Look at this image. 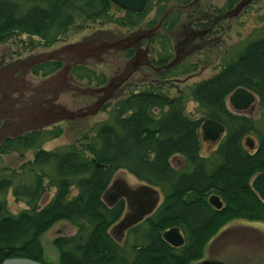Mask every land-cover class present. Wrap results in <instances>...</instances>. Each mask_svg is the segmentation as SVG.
<instances>
[{"label": "trees", "instance_id": "16d2710c", "mask_svg": "<svg viewBox=\"0 0 264 264\" xmlns=\"http://www.w3.org/2000/svg\"><path fill=\"white\" fill-rule=\"evenodd\" d=\"M193 1L148 0L145 10L137 13L111 0H0V46L26 36L31 47L35 39L50 47L77 24L143 27L160 30L146 44L153 55L151 65L163 70L153 82L117 98L108 118L94 123L72 144L43 147L65 133L62 124L3 142L0 154L17 152L24 158L33 151V156L17 170H0V264L11 258L46 262L40 237L61 220L76 232L55 239L59 264H191L202 258L208 242L231 220L264 222V201L252 187L253 177L264 172V34L247 41L209 79L170 94L167 82L198 70L197 64L172 66V33L182 23V9ZM235 3L228 0L226 10ZM136 54V49H129L125 55L129 59ZM60 67L58 61L48 62L35 73L52 74ZM72 72L89 85L107 83L106 75L89 65L75 64ZM238 88L258 96V120L234 115L226 107L225 98ZM190 101L197 103V116L187 113ZM207 119L222 123L226 133L217 149L204 156L201 126ZM249 135L258 141L253 151L245 145ZM178 155L186 164L176 169L170 159ZM120 170L163 195L153 213L129 228V238L135 241L122 245L112 228L125 213V200L110 201L106 193ZM11 190L15 200L27 206L18 213L8 209ZM212 195L223 202L221 209L210 204ZM174 226L185 237L180 247L163 237Z\"/></svg>", "mask_w": 264, "mask_h": 264}, {"label": "rangeland", "instance_id": "374dc122", "mask_svg": "<svg viewBox=\"0 0 264 264\" xmlns=\"http://www.w3.org/2000/svg\"><path fill=\"white\" fill-rule=\"evenodd\" d=\"M227 1L194 0L190 6L182 9V23L172 33V66L180 69L187 64H197L198 70L191 74H179V77L167 82L170 94H176L178 88L209 79L225 62L235 58L247 41L264 34V0H235L230 10H226ZM172 7L175 8L174 4ZM153 15L152 12L149 17ZM78 25L50 47L41 46L37 39L34 41L35 47H31L28 43L30 39L26 36L0 46V147L9 137L55 124H62L65 133L46 142L43 147L51 150L72 144L79 134L88 131L94 123L108 118L110 107L117 98L130 89L153 82L156 74L163 71L151 65L153 55L146 44L160 30L143 27L129 30L100 23ZM129 49H136L137 54L128 59L125 54ZM53 61L60 62L61 67L52 74L32 71L39 64ZM75 64L89 65L97 73L105 74L106 85L100 87L77 80L72 72ZM233 92L225 98L228 110L234 115L258 120V96L250 91L255 102L244 113H239L230 102ZM196 112L197 103L190 101L187 113L197 116ZM248 137L253 139L256 147L257 138L254 135ZM221 141H202V155H210ZM246 147L251 151L255 149ZM32 156L33 151L27 152L24 158L17 152L0 154V170L5 173H9L10 169L17 170ZM170 160L176 169L186 164L181 155ZM113 183L125 192L127 199L125 213L118 227L112 228V235L121 245L127 240L132 244L135 240L129 238L128 230L137 225L133 221L137 213L131 208L136 195L143 200L139 199V208L150 196L156 200L143 220L161 204L163 195L125 170L114 175ZM113 190L108 191L109 198L116 196ZM51 195H45V202ZM7 202L11 213H18L27 207L25 203L15 200L12 190L7 195ZM75 232L76 229L66 220L45 231L40 237L45 261L58 264L60 252L54 244L55 239ZM191 264H264V222L243 218L231 220L208 242L202 258Z\"/></svg>", "mask_w": 264, "mask_h": 264}, {"label": "water", "instance_id": "95a60500", "mask_svg": "<svg viewBox=\"0 0 264 264\" xmlns=\"http://www.w3.org/2000/svg\"><path fill=\"white\" fill-rule=\"evenodd\" d=\"M116 5L127 11H133L141 13L145 10L148 0H111ZM231 104L239 111H245L255 102V97L252 93L246 89L240 88L233 92L230 97ZM202 138L204 141L215 142L220 139L222 134L225 132V126L215 120L207 119L202 125ZM246 144L254 148V142L251 138H248ZM252 187L259 194L260 198L264 201V172L258 174L252 181ZM211 205L216 209H220L223 205L221 199L212 195L209 199ZM152 210V207L144 211L142 215L144 216L145 212L149 213ZM134 221V220H133ZM164 239L175 247H180L184 245L185 239L182 235L180 228L174 226L169 230L165 231L163 234ZM2 264H46L44 262H38L28 258H11L6 259Z\"/></svg>", "mask_w": 264, "mask_h": 264}, {"label": "flooded vegetation", "instance_id": "af4514ba", "mask_svg": "<svg viewBox=\"0 0 264 264\" xmlns=\"http://www.w3.org/2000/svg\"><path fill=\"white\" fill-rule=\"evenodd\" d=\"M236 110V109H235ZM245 111H239V113H244ZM113 189H115V195L117 196V197H123L122 195H124L125 194V192L122 190L121 191V189L119 188V186L118 187H116V185H113L112 187H111V189H110V191H112ZM117 190V191H116ZM113 193H114V190H113ZM127 193V192H126ZM134 193V192H133ZM136 197H137V199L134 201V203H135V205L133 206L132 204H134V203H131V206H132V208H133V211L135 210V212L136 213H138L139 211L141 212V213H143L144 211H146V210H148V208H150L152 205H153V203L152 204H147V201H145L144 203V205H143V207L142 208H139V206H138V203H139V199L140 200H142L140 197H138V194L136 195ZM152 198H151V196H150V199H148V200H151ZM153 200V199H152ZM142 202H143V200H142ZM150 206V207H149ZM133 214H134V212H133Z\"/></svg>", "mask_w": 264, "mask_h": 264}, {"label": "bare ground", "instance_id": "6f19581e", "mask_svg": "<svg viewBox=\"0 0 264 264\" xmlns=\"http://www.w3.org/2000/svg\"><path fill=\"white\" fill-rule=\"evenodd\" d=\"M43 64V63H42ZM39 65H41V64H39ZM39 66H35L34 68H33V70L32 71H34V73H35V70L38 68ZM38 73H40V71H38ZM238 89H240V88H238ZM244 89V88H243ZM205 122V121H204ZM203 122V123H204ZM203 123H202V125H203ZM201 131H202V129H201ZM202 141H204L203 140V138H202ZM111 184H112V182H111ZM110 184V185H111ZM114 185V183L111 185V187ZM108 191H110V189H108L107 190V194H108ZM134 194V193H133ZM123 196V199L124 200H126L127 199V195H122ZM130 197H132V195L130 196ZM163 197V196H162ZM155 201L156 200H147V204H152L153 202L155 203ZM162 202H163V200H162ZM161 202V203H162ZM154 212V211H153ZM152 212V213H153ZM147 213L145 212V214L144 215H146ZM147 216H149V215H147ZM146 216V217H147ZM144 218H143V215H142V213L139 211L138 213H137V215L133 218V220H134V222H136V223H142L144 220H143ZM146 219V218H145ZM236 219H238V218H236ZM55 244V243H54ZM56 246V245H55ZM57 247V246H56ZM58 249V248H57ZM58 251H59V249H58ZM43 252H44V250H43ZM44 257H45V253H44ZM60 259V258H59ZM46 264H50V263H48V262H46ZM59 264V263H58Z\"/></svg>", "mask_w": 264, "mask_h": 264}, {"label": "crops", "instance_id": "0c3cea01", "mask_svg": "<svg viewBox=\"0 0 264 264\" xmlns=\"http://www.w3.org/2000/svg\"><path fill=\"white\" fill-rule=\"evenodd\" d=\"M227 229V228H226Z\"/></svg>", "mask_w": 264, "mask_h": 264}]
</instances>
